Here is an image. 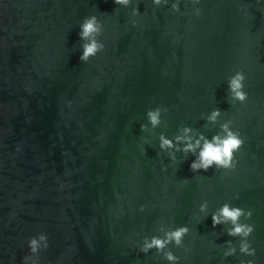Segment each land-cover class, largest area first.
Returning a JSON list of instances; mask_svg holds the SVG:
<instances>
[{"label": "water", "instance_id": "obj_1", "mask_svg": "<svg viewBox=\"0 0 264 264\" xmlns=\"http://www.w3.org/2000/svg\"><path fill=\"white\" fill-rule=\"evenodd\" d=\"M134 3L135 27L113 0H0V264H21L41 232L40 264H166L138 251L160 224L189 228L188 253L172 249L180 264H264V2L201 0L198 17ZM89 15L105 50L84 64ZM237 70L248 99L230 107ZM156 107L162 126L141 133ZM213 109L244 140L234 170L169 166L156 137L180 126L211 136L218 126L201 117ZM205 200L209 215L225 202L251 210L255 257H222L230 238L198 214Z\"/></svg>", "mask_w": 264, "mask_h": 264}, {"label": "clouds", "instance_id": "obj_2", "mask_svg": "<svg viewBox=\"0 0 264 264\" xmlns=\"http://www.w3.org/2000/svg\"><path fill=\"white\" fill-rule=\"evenodd\" d=\"M261 2L264 0H257V3ZM113 3L122 9L131 8L130 23L135 27L137 20L134 18L138 17L140 12L134 0H113ZM150 3L153 8L165 7L173 13H178L182 4L191 5L192 14L197 17L200 15V9L197 6L201 0H150ZM103 32L104 25L96 15H89L80 22L79 60L82 63L87 64L90 59L105 50V45L101 41ZM245 79L246 76L242 70L235 71L227 78L226 95L230 107L243 105L248 99L245 91ZM69 106H71L70 102ZM162 112L160 107L147 110L145 112L146 123L140 125V132L152 134L161 127ZM221 116L220 109H213L206 116L201 117L205 125L218 126V130L211 136H206L199 129L189 126L178 127L176 133L171 137H167L161 132L156 137L157 146L160 153L166 154L169 166L183 163L192 157L189 170L194 174L206 173L209 169L224 172L233 171L236 164L234 154L243 146L244 140L240 132L234 129L233 120L227 119L220 122ZM143 143L147 144L149 141L145 139ZM184 183H187V180ZM208 208V201H202L198 205L197 212L206 218L210 216L212 227L221 226L224 234L230 238L224 244L222 257L228 259L237 254L244 257H255L256 250L249 242V238L254 232V225L248 223L252 217L251 210H245L225 202L209 215ZM140 211H144L143 206ZM189 231L187 226L165 228L163 224H160L156 229L157 234L142 238L138 245V251L147 255L154 250L166 264H180V257L175 255L172 249H183L185 254L188 253L189 249L184 246L183 241ZM234 240L238 241L237 245L233 244ZM26 246L28 254L23 256L21 264H40L39 254L48 249V237L42 232L37 233L27 240ZM240 264H254V261L252 259L241 260Z\"/></svg>", "mask_w": 264, "mask_h": 264}]
</instances>
